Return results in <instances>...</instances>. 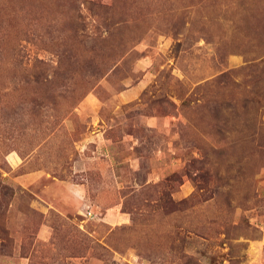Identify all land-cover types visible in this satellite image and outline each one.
<instances>
[{
  "label": "rangeland",
  "instance_id": "1",
  "mask_svg": "<svg viewBox=\"0 0 264 264\" xmlns=\"http://www.w3.org/2000/svg\"><path fill=\"white\" fill-rule=\"evenodd\" d=\"M0 264H264V0H0Z\"/></svg>",
  "mask_w": 264,
  "mask_h": 264
}]
</instances>
